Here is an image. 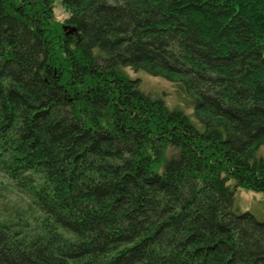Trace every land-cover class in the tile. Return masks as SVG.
<instances>
[{"label": "trees", "instance_id": "obj_1", "mask_svg": "<svg viewBox=\"0 0 264 264\" xmlns=\"http://www.w3.org/2000/svg\"><path fill=\"white\" fill-rule=\"evenodd\" d=\"M263 144L264 0H0V264H264Z\"/></svg>", "mask_w": 264, "mask_h": 264}, {"label": "rangeland", "instance_id": "obj_2", "mask_svg": "<svg viewBox=\"0 0 264 264\" xmlns=\"http://www.w3.org/2000/svg\"><path fill=\"white\" fill-rule=\"evenodd\" d=\"M54 14L57 19H63L67 14L59 1L56 2ZM128 75L139 81V87L144 92L162 97L169 107L180 105L174 84L163 76L152 75L143 70L125 68ZM189 112L190 109H187ZM258 155L264 156V144L258 149ZM237 188V187H236ZM235 193V206L239 211H249L257 219L264 220V193L237 188Z\"/></svg>", "mask_w": 264, "mask_h": 264}]
</instances>
